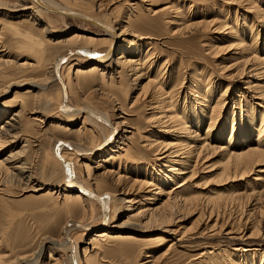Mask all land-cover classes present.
I'll use <instances>...</instances> for the list:
<instances>
[{
    "label": "rangeland",
    "instance_id": "rangeland-1",
    "mask_svg": "<svg viewBox=\"0 0 264 264\" xmlns=\"http://www.w3.org/2000/svg\"><path fill=\"white\" fill-rule=\"evenodd\" d=\"M33 1L26 0L29 4ZM140 1H144V4L132 0L133 3H137L136 11L134 16L126 21L136 27L133 29L139 36L150 37L145 40L136 39V44L141 45L142 53H145L147 47L151 48L150 52L153 51L154 63L149 73L155 66H158V69L165 66L166 70H171L169 87L174 86L173 90L177 96L176 107L183 109L189 132L172 137L158 132L163 129V124H158L156 118H150L153 111L146 108L148 98L141 99L140 103L143 104L130 107L132 102L130 97L134 92L131 90L132 83L125 80L126 76L121 78L120 74L113 72L112 79H108L111 85L101 87L97 83L99 80L95 81L93 77L87 82L82 75H74L76 69H81L82 64H80L75 70L64 73V79L70 90V103L72 102L73 105L88 103L112 119L115 118L114 115L121 113L116 111L120 105L124 113L120 115L127 119L126 126L132 129V134H128V137L139 148L136 149L137 151L130 148L131 150H127L126 154L121 153L111 164H106L105 168H93L90 175L100 181L101 185L98 188L101 191L110 193L109 190L115 189L112 181L117 178L116 175L123 176L125 173L124 179L122 178L124 186L122 187L121 184L120 187L126 189L131 199L141 201L149 195L138 187L134 190V187L129 186L135 177L133 173L141 168H144L142 171L154 173V176L158 171L160 174L165 171L164 155H160L164 150H158L153 155L155 146L146 148L144 141H153L159 137L165 143L174 144L175 141L172 140L177 137L185 141L186 145L190 144L188 148L192 151L197 145L200 146V143L205 142V144L197 165L192 169V177L187 178L183 187L176 190L178 194L175 199H171L172 196L169 198L171 201L175 200L172 203L176 210L165 226L171 233L163 232V229V231L151 230L144 233L129 230L130 233L143 238V241H106L101 250L97 251L99 256L83 264H146L147 261H151V264H247L251 261L252 264H264V118L261 120L260 117L264 115V100L256 99L257 92L264 94V65H257L254 61L245 62L252 51L257 57L264 58V42H262L264 28L261 23L264 22V0ZM15 2L16 0H0V50L5 52L0 59L10 60L8 66H0V124L6 119L9 120L11 113L17 111L20 106H23L26 112L24 111L19 123L22 138L0 149V161L7 159L6 166L14 174L17 170L12 168L19 167L24 161L30 166L33 175L27 183L12 180L11 184L7 179L9 176L0 179L2 184L0 185V257H2L0 264H54V258L61 263L65 251L59 247L62 241L60 230L65 221L68 219L82 221L83 224L97 227L100 224L98 219L100 208L94 207L93 210L87 206L83 209L82 205L74 204L70 205L73 210H68L60 195L46 194L47 190H56L60 185L61 170L51 162L50 149L54 140L56 138L76 143L77 137L72 131L80 125V122L75 121L67 131L60 130L56 126L57 123L55 124L57 117L54 116L59 93L57 84L48 81L43 91L33 88L30 92L32 94H25L30 89L29 81L32 82L37 78L34 76L39 72L37 69H28L21 73L22 71L16 66L24 63L33 64L40 59L41 56L37 58L31 51L34 46L38 47L39 52L44 51L43 57H48L50 48L59 38L68 37L83 29L79 22L73 20L61 22L59 18L51 15L39 16L40 23L35 24L27 17L29 12H15L11 7ZM114 5L117 6L116 9L121 8L118 2ZM203 20L205 21L203 27H190L181 34L173 32L179 22L195 23ZM221 24L224 27L219 29ZM242 33L247 35L246 46L254 43V38L257 41V45L253 46L248 54L238 51L241 49L237 46V41ZM27 38L30 39L31 44L25 42ZM116 52L113 53L112 59L119 57ZM139 66L135 64L136 70L140 68ZM88 67L90 64L83 66L82 69ZM117 70L120 71L118 67ZM166 70L162 75L164 77L167 76L168 70ZM139 74L144 75L138 72L132 78ZM141 83H145V78ZM110 95L114 98L111 99ZM216 101L220 102L223 108L217 122L207 131L210 112L207 111V115L199 116V109L206 103L212 108ZM259 103L262 104L258 105ZM43 104L44 107L41 106ZM34 116H41L47 120L39 124L31 120ZM188 120H194V125L201 126L200 129H196ZM251 126L246 136L242 129ZM88 128H86L87 136H83L82 142L85 143L86 140L87 145L95 144L102 137L101 132L97 133L96 129H92V132L91 128ZM258 129L261 130L262 140V155L258 157V161L254 158L253 162L246 165H232L227 160V150H246L247 145L256 147L253 142L257 141ZM189 134H192L191 140ZM236 145H241V148ZM22 147L25 148V153L21 156V160L11 159V156ZM188 148L185 149L188 151ZM9 155L11 156L8 157ZM117 162L124 165L120 169L117 166L118 172L115 171ZM190 163L192 164L191 161ZM172 166L173 169L177 168L175 164ZM76 167L79 181L86 179L83 168L78 165ZM92 167H95V164ZM110 167H115L113 172L108 171ZM187 173L188 170L185 171L184 176ZM161 189L164 190L157 196V203L166 200V193L173 190L174 185L172 182L162 184ZM183 198L191 200L188 203L190 206L182 205ZM137 206L134 205L131 215L138 212L135 210ZM123 213L119 216L117 213L112 215L114 219L112 225L120 224L125 220V215L129 212ZM102 230L103 228H94L92 231ZM87 237L89 236L81 238L83 240L79 247L86 246ZM159 237L165 242L159 243ZM50 240L55 241L58 246H53ZM42 243H44L43 248L40 247ZM95 252L96 250L92 255H95ZM146 254L152 255L151 258L146 257Z\"/></svg>",
    "mask_w": 264,
    "mask_h": 264
},
{
    "label": "bare ground",
    "instance_id": "bare-ground-1",
    "mask_svg": "<svg viewBox=\"0 0 264 264\" xmlns=\"http://www.w3.org/2000/svg\"><path fill=\"white\" fill-rule=\"evenodd\" d=\"M116 2H118L119 7H121L120 9H116L117 6L114 5ZM137 3L142 5L144 4V1L137 0ZM137 3H133L132 0H34L32 4H29L28 2H26V0H16V2L13 3L12 6L10 5L15 9V12L17 13L29 12L27 14V17L31 19L33 23L35 22V24L40 23L39 16L51 15L54 16V18H59L61 22H63V20H73L79 22L80 26L83 29V31H76L68 37H64L61 39L59 38L56 43H54L50 48L51 50L48 53V57H43L44 51L39 52V49L37 50L38 47L34 46L31 51L34 52L37 58L41 56L39 57L40 59L36 58L37 60L34 61L33 64L24 63L16 66L22 71L21 73L26 72L28 69H37V71L39 72L38 75L34 76L37 78H34L32 82L29 81L30 83L28 85L30 89L28 91L25 90V94H32L30 92L33 88L42 89L43 91L44 86L48 81H52L57 84L59 93L57 97L58 100L54 116L57 117L55 124L57 123L56 126L59 127L60 130L67 131L69 130V126L72 125L75 121L80 122V125L72 131L77 137V142L75 141L76 143L72 141L71 143L69 141L56 138L54 140V143L50 149L51 162L61 170V177L59 182L60 185L56 190H47L46 194H49V196L60 195V198H63V204L65 208L68 210L72 209L70 205L74 204L82 205L83 209L87 206L89 207V209H93L94 207L100 208L98 216L100 224L97 227L83 224L82 221H74L71 219L65 221L60 230V240L62 241L59 244V247H61V249L65 251V257L62 259L63 261H61V263L58 259L54 258V264H83L85 262H89L90 260H92V258H97L99 256L97 254V251L99 249L101 250L106 241H143V238L137 236L134 233H130L129 230L144 233L151 230L161 231L163 229V232L171 233L169 232L170 230L165 227L166 225H168L170 221L169 218L172 217V213H175L173 212L175 210L174 203H172L175 200L171 201V199H175L177 197L178 193L176 190L183 187L187 178L192 177V169H194V167L197 165L196 163H198L202 148L205 144V142L203 141L204 144L200 143L201 145H197L196 149L192 151L190 148H188L190 144L187 143L188 145H186L185 141L178 139L177 137L176 139L172 140L175 141L174 144L165 143L161 141L159 137L154 139L153 141H144V143H146L147 145L146 148H148L149 146H155L153 155H155V152L158 150H164L163 152L161 151L162 153L160 155H164L163 158L165 160V164L163 165V168L165 169V171H162L163 173L160 174V171L157 170V175L154 176V173L142 171L144 168L140 167L141 169H139V171H135V173H133L135 177L131 182L132 184L129 186H131V188L134 187V190L136 189V187H138L139 189L146 191V193L149 195L147 196L148 198L145 197L141 201H136L133 198L131 199L129 197V193L125 191L126 189L120 187L121 184L122 187L124 186L122 178L125 176V173L123 176H119V174L116 175L117 178L112 181V184L114 183L113 185L115 189L109 190L110 193L108 191H101L100 188H98V186L101 185L99 183L100 181H98L96 178L93 179V177H91L90 175L93 168H105L106 164H111V162L117 159L121 155V153H125L127 150H131L130 148H134V150L139 148H137L135 142L128 137V134H132V129L126 126L127 119L120 115L121 113L124 114L121 111L122 108L120 105L118 108L113 105L116 108V111H120L121 113L114 115L115 118L112 119L109 115L103 113L101 110L91 107V105L88 103H77V105L71 104L72 102L70 103V90L68 87V83L64 79V76L66 74L65 72L75 70L76 68H78V66H80V64H82V67L90 64V67L84 69L80 67L81 69L78 68L75 70L74 75H82V77L86 79L84 81H89V79L91 80V78L93 77V80L94 78L95 81L99 80L97 83L101 87L111 85L109 83V80L112 79L113 72L120 74L119 76H121V78H124L126 76L127 79L125 80L132 83L131 90H133L134 92L130 97V99L132 100L130 107H137V105L143 104L140 103L141 99H144V97L148 98L146 108L148 107L149 110L153 111V113L150 115V118H156V120L159 121H157L158 124H163V129H160V131L158 132L167 134L166 136L169 137L189 132V125L187 124L183 109L176 107L177 96H175V92L173 90L174 86L171 85L169 87V83L172 78L170 73L171 70L167 69V71L165 66H162L160 69H158V66H155L154 68H151V72L149 73L150 67L152 63H154V61H152L154 59L153 51L150 52L151 48L147 47L145 53H142L141 45L136 44V39L138 41L150 39V37H145L143 35L139 36V34L135 33L136 31L133 29H136V27L132 24L130 25L126 21L127 19L134 16ZM258 18L260 19V17ZM261 23L264 28V22ZM204 24V20L196 21L195 23H189V21L179 22V24L176 25V30H173V32L174 34H181L190 27L197 26V28H199L201 26H205ZM223 24L219 25V29H222L224 27ZM248 27L250 26L248 25ZM246 36V33H242L239 36L237 46L239 47V49H241L238 51L246 52L245 54H248L247 52L252 51V49L254 48L253 46L257 45V41L256 38H254V43H249L248 46H246ZM248 38L250 39V37ZM25 42L29 44L30 39L27 38ZM115 51H117L116 53L119 57L115 59L113 57L112 59L111 57L113 56V53ZM45 53L47 54V52ZM0 54L1 58L2 54L4 55L5 52L3 50H0ZM247 57L248 58L245 59V62L250 63L251 61H254L257 65H264V58L261 59L260 57H257L253 53V51ZM44 58L47 59L45 60ZM1 59L0 66H8L10 64V60ZM236 61H238V59ZM135 64L136 66L140 65V68L138 70H136ZM117 67L120 70L119 72L118 70L116 71ZM161 69L163 71H161ZM165 70L167 71L166 77L162 76ZM138 72L144 73V75L139 74V76L132 78V76ZM144 78L145 83L143 84L141 83V80ZM244 84L248 85V83ZM101 87L98 88L101 89ZM257 93L259 94L257 95ZM257 93L256 96L258 97L256 99L259 98L260 101L264 100V94L260 92ZM101 94H103V92ZM101 97H103V95H101ZM110 97L111 99L114 98L111 95ZM183 99H185V97ZM262 103H259L258 105ZM219 105L221 106L219 107ZM41 106L44 107V104ZM217 106L219 108H217ZM222 108L223 105L220 102L216 101L214 107L212 108L209 106V103H206L205 106L199 109V116L203 114L207 115V111L210 112L209 116L211 115V117H209V121L207 123V131H209V128L217 122ZM24 111V107L20 106L17 111L11 113L10 117L8 118L11 121L6 119L2 124H0V149L4 148L6 145H10L11 142H17L19 138H22L20 137L22 135V131L19 123ZM181 111H183V113H181ZM212 113H214L213 117ZM215 116L216 118L214 119ZM260 117L261 120H263L264 115L262 114ZM196 118V122H198L199 119L197 115ZM31 120L41 124L45 123L44 121L47 119L41 116H34ZM188 121L189 123L191 122V124L193 123V126L196 129H200L201 126L199 127L197 124L196 127L194 125V120ZM246 124L244 126H246ZM87 127L91 128L92 132L94 129L98 130L97 133L99 131L101 132L102 137L98 141L95 140V144L87 145L88 143H86L85 139V143L82 142L83 136H87ZM261 127L262 126H260V128ZM251 128L252 126L242 129L246 133V136ZM91 131L89 130L90 133ZM192 134H189V137H191ZM205 134H207L206 131ZM260 136L261 130L257 132V141H255V143L253 142L256 147L247 145L246 150H229L227 147V160H229L234 166L249 164L253 162L252 160L254 158H257L258 161V157L262 155V140ZM181 138L186 139L185 137ZM191 139L192 137L190 138V140ZM179 146H183L184 148L181 149ZM237 146L238 145H236V147ZM240 146L241 145H239L238 147L241 148ZM185 148H188V151ZM24 153L25 148L22 147L18 152L13 155L11 154L12 156L9 155L8 157L11 156V159L13 158L17 161L21 160L20 158H22L21 156H23ZM190 161L192 162V164L190 163ZM7 163V159L0 161V179L1 177L4 178L9 176L7 179L12 184V180H14V182L25 181V183H27L32 178L33 174L31 172L30 166L26 162L23 161L19 167L16 166L12 168L13 170H17L16 174H14L10 170V168L6 166ZM94 164L95 167H92V165ZM172 164H175V166L177 165V168L173 169ZM77 165L81 166L83 168L82 170L85 171L86 179L83 178L85 181H79L76 173ZM117 166H119L120 169L124 165L120 164V162H117L115 170L116 172H118L119 170ZM190 168L191 171H189ZM114 169L115 167H110V170L108 171L113 172ZM186 170H188L189 173L184 176ZM154 177L156 179H152ZM169 182H172V185H174V189L170 190L169 193H166L165 201L162 202V200H160L161 203H157V196L161 195L164 190L161 189L162 184H168ZM0 185L2 184L0 183ZM155 191H157V193ZM170 196H172L171 199H169ZM189 201L191 200L189 199ZM189 201L183 198L182 205L184 206L185 204L188 206ZM134 205H138L135 208V210H138V212L134 215H131ZM123 212H129L126 213L125 220H123L120 224L112 225V222L114 220L112 215H115L114 213H117V215L119 216L121 214H124ZM151 225L154 226L152 227ZM94 228H103V230L93 232L92 230ZM123 230H128V232H125ZM91 231L93 233H91L92 235L90 236L89 234ZM86 236H89L87 237L88 242L85 243L86 246L79 247V245L82 244L83 240L81 238ZM49 242L53 246H58V244L53 240H50ZM158 242L162 244L165 241L162 237H159ZM44 243L40 245L41 248H43ZM94 250H96L95 255H92ZM151 256L147 255L146 257L151 258ZM251 262H248L247 264H252ZM147 263L151 264V261H147L146 264Z\"/></svg>",
    "mask_w": 264,
    "mask_h": 264
}]
</instances>
